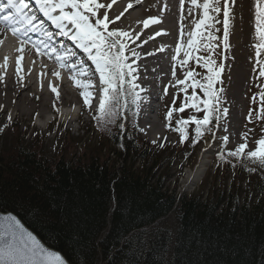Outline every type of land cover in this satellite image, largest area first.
Here are the masks:
<instances>
[{
  "label": "trees",
  "instance_id": "obj_1",
  "mask_svg": "<svg viewBox=\"0 0 264 264\" xmlns=\"http://www.w3.org/2000/svg\"><path fill=\"white\" fill-rule=\"evenodd\" d=\"M119 121L92 156L0 145V212L70 264H264V172L230 163L224 181L179 194L174 150L142 139L134 117L126 131Z\"/></svg>",
  "mask_w": 264,
  "mask_h": 264
},
{
  "label": "snow or ice",
  "instance_id": "obj_2",
  "mask_svg": "<svg viewBox=\"0 0 264 264\" xmlns=\"http://www.w3.org/2000/svg\"><path fill=\"white\" fill-rule=\"evenodd\" d=\"M116 2L117 0L109 3L104 0H35L36 8L32 9L28 0H0V46L4 44L7 33L16 38L15 51L18 55L15 57L14 71L18 81L25 78L21 62L26 59V50H33L36 55L55 60L60 68L67 69L72 74L75 85L83 89L80 95L89 110L92 109L94 94L99 93L97 114L93 117L98 127L127 119L125 113L130 104L135 109L133 116H139L142 102H148L147 95L142 93L149 91L142 86V82H138L141 81L139 61L146 56H154L157 52L162 53L168 47L161 44L151 51L143 50V46L149 41L167 33L154 29V34L141 40L144 35L142 29L122 28L116 23L125 12L133 8V3H128L119 15L110 18L109 11ZM134 2L142 4V0ZM236 2L237 0H179V42L171 55V79L162 89L164 96L169 94V88L173 89V106L166 113L167 126L172 127L174 113H184L186 109L202 113L200 118L192 114L187 119L175 120L176 127L173 130L180 133L181 142L189 140L190 125L195 126L194 137L190 141L193 145L199 143L206 134H210L215 141L216 130L220 128L225 133L228 131L226 121L229 108L226 106L223 74L232 48L230 35ZM254 8L255 42L251 47L255 53L253 72L257 74L254 76L256 91L250 97L252 107H249L246 115L250 124L264 122V0H255ZM167 9L165 2L159 15L149 16L138 24H142L143 29L160 25L163 12ZM41 14L57 32L49 29ZM186 20H189L188 25L184 23ZM33 33L42 38L33 39ZM57 37L67 38L86 54L87 60L95 66L92 73L85 67V59L74 49L63 44L57 46ZM138 48L142 51H138ZM190 61H194V64H190ZM197 66L206 71H196ZM9 67L10 57L6 55L0 62V83L4 82ZM178 68L181 69V76L177 75ZM95 74H98V88L92 79ZM54 75L60 77L61 73L56 71ZM51 90L59 99L58 88L52 86ZM179 93L184 94L183 102L176 106ZM8 120L11 121V115ZM7 126L4 125V128ZM117 126L121 130L125 129L123 122ZM4 128H0V133ZM245 128L246 131L240 134L242 142L234 149L219 151V160L231 163L233 168L236 165L232 161L251 163L255 167L248 168L249 172H264V135L255 139L250 148L249 134L253 129L247 125ZM139 131L145 133L146 129L139 128ZM261 131L264 132V127ZM219 140L226 148L229 136L225 134ZM152 143L157 141L153 140ZM160 146L163 147V144ZM0 264H69V261L59 251L46 247L15 215L9 213L0 215Z\"/></svg>",
  "mask_w": 264,
  "mask_h": 264
},
{
  "label": "rangeland",
  "instance_id": "obj_3",
  "mask_svg": "<svg viewBox=\"0 0 264 264\" xmlns=\"http://www.w3.org/2000/svg\"><path fill=\"white\" fill-rule=\"evenodd\" d=\"M105 1V0H104ZM254 2L255 0H237L236 5L233 8L234 19L232 21V30L230 35V43L232 45L231 51L228 53L230 59L227 62V67L223 74L224 84L223 87L225 88L226 92L228 90L226 80L227 77H231L232 67L228 68V66L234 62L232 57L238 58L239 57V49L243 50L245 46V42L251 41L252 44L255 42L254 40ZM242 5V13L240 12ZM149 14L153 12V6H150L148 9ZM118 24V23H117ZM111 27V26H110ZM220 27V25H217ZM242 29V33L236 34L235 32L238 31L237 29ZM252 34V40H251ZM219 35V33H218ZM241 36V38H239ZM251 43H249L250 45ZM251 44V45H252ZM247 47V46H245ZM251 55H250V65L247 67L245 72H243V76L240 78L238 87H242L243 82L247 79L249 82V88L246 96V105H245V112H244V120L241 127V131L238 134L236 139H230L225 148V146L220 142L219 137L227 134L224 132L223 128L216 130V137L215 141L212 140L210 134H206L205 137L197 143V147L195 149H190L185 145L193 144L192 141L194 137V125L189 126V140L181 142L180 133L174 131L173 129L176 127L175 120L179 118L187 119L188 116L195 114L198 118L202 117V113H195L193 109H186L184 113H174L176 118L173 120V126L169 128L166 124V113L167 111L173 106L172 99H173V91L169 90V94L164 96L161 94L158 105H159V114L158 119L160 125L164 128V134L160 138H154L157 143H152L153 139L149 137L148 134L143 133V138L150 144L154 146H160L161 144L166 143L172 151L171 153L166 154L167 165L171 167L170 173L173 175L172 183L176 184L179 194L187 193L191 194L194 192H199L202 190L204 185L207 187V183L210 182L212 178L218 176L217 179L220 181H224L225 176L227 175V168L226 165L230 164L227 162H222L219 160L218 153L221 150H231L234 149L240 142L241 133L246 131L245 125L248 128H252L253 132L249 134V147L253 146V141L258 139L261 135H264V132L261 131V128L264 127V122H257L255 124H250L246 118L247 111L250 105V97L256 91L254 87V76L257 73L253 72L254 67V49L251 47ZM243 52V51H242ZM242 52L240 56L242 55ZM264 55V54H262ZM242 59V58H241ZM241 62V60H240ZM190 64H194V61H190ZM246 64V63H245ZM196 71L204 72L206 70L196 67ZM181 72V69H180ZM233 72H235L233 70ZM239 72V71H238ZM181 76V73L180 75ZM199 78V77H198ZM145 82V81H143ZM200 90H197L199 94ZM225 92V97H226ZM191 93V89H189V94ZM183 93H179L178 97L176 98V106H179L183 100ZM81 108L82 113L77 116H72L69 114L68 109L70 108H60L59 106H55V110L53 113L51 112L50 108L45 110V114L43 118L39 117V111L33 113L30 117L20 116L19 113L14 112L13 110H6L3 111L0 109V128H4V125H8L4 128L3 132L0 133V145L5 147V150H12L13 145L19 144V146L23 145V147L33 148L38 147L41 149L42 153L47 158H55L58 156H66L69 158H77L86 153L90 156L95 155L96 152H90L88 149L89 147H93L94 150L98 147L105 146L109 139L105 138L106 134L109 135L110 132H113L114 126L116 124H110L106 127H98L96 120L93 118L96 113V108L92 106V109L89 110L83 103V97L79 94L78 96V107ZM73 109V108H72ZM76 111V110H75ZM84 113V115H83ZM11 115V121L8 120V116ZM131 118L125 120H120L119 123L123 122L125 124V129L129 127V123H131ZM118 122V121H117ZM118 123V124H119ZM138 130L139 128H143V123L139 118L137 123ZM226 126L228 129V121H226ZM118 128V126H117ZM120 131L121 129L118 128ZM121 130V131H123ZM115 131V130H114ZM165 137L167 139H165ZM205 141H208L206 144ZM213 145L212 152L209 156L210 166L205 177L198 183L189 185L187 182V172L193 171L199 163V157L203 150L207 149L208 146ZM120 148V146L118 147ZM164 150V149H163ZM105 152V150H104ZM86 154V155H87ZM232 163H236V165H240L239 161H232ZM218 164H221L219 167ZM237 167V166H236ZM240 168V167H237ZM230 177V176H229ZM228 177V180L230 179ZM205 188V187H204Z\"/></svg>",
  "mask_w": 264,
  "mask_h": 264
},
{
  "label": "bare ground",
  "instance_id": "obj_4",
  "mask_svg": "<svg viewBox=\"0 0 264 264\" xmlns=\"http://www.w3.org/2000/svg\"><path fill=\"white\" fill-rule=\"evenodd\" d=\"M124 1L130 2L131 0H117L114 5ZM108 2H111V0H108ZM239 5L241 6V9L240 12H237L238 14L242 13L241 3H239ZM147 9L145 3L133 5V8L129 9L128 12H125L124 14L129 20L123 18L122 21L120 20L121 22L118 21V26L126 21L128 22V28L130 27L137 30L142 29L144 35L141 37V40L145 39L146 36L149 35L151 28L143 29L142 24H138V22L146 18ZM120 12L122 11L119 9L115 10L114 8L109 12V16L110 18H113L115 15H119ZM237 30L238 31L235 32L236 34L239 32L242 33L240 27ZM239 38H241V36ZM240 40H242V38ZM137 43L139 44L140 42L138 41ZM245 43V46L247 47L244 46L243 50L239 49V57L235 58L234 62L228 66V68L232 67V72L231 77H227L226 80L227 85L230 83L226 92V106L229 108V117L227 119L228 136L233 140L237 138L241 131L244 120L246 96L249 88V82L247 79L243 82L241 88L238 87L240 78L244 75L242 70L245 72L247 63V67L250 65L249 59L252 52L251 46L249 45L250 41ZM154 45V40L149 41L147 45L143 46V50L151 51L154 49ZM15 47L16 45L14 46V50ZM174 48L173 45L170 47L171 50H174ZM137 50L142 51L140 48ZM241 52L242 55L240 56ZM6 55L10 57V67L4 82L0 83V109L3 111H6L7 109L13 110L14 112L19 113L20 116L24 117H30L33 113L39 111V117L43 118L46 109L50 108L53 113L55 106H59L60 108L78 106V93L83 89L75 85V81L72 79V74L67 69L60 68L55 60L43 55L38 56L33 50H26V59L21 62L25 78L23 81H18L14 71L15 57L18 53H0V62L3 61V58ZM39 58H41L44 63H42ZM32 61L35 63L33 64ZM85 61V67L90 73H92L91 62L87 59H85ZM139 63L141 65L140 72H143L147 76V84L143 87L149 89L146 94L142 93V95H147L148 102H142L140 119L143 123V128L146 129V134L154 140V138H160L164 134V128L158 121V91L163 89L167 84V79H171V75L170 72L167 73V77L161 75L163 71L159 69L161 65L159 64L157 53L154 56L144 57L142 62ZM233 70L235 72H233ZM29 71L30 74H28ZM56 71L61 73L60 77L54 75ZM41 73H43V75H41ZM157 75H159L158 78ZM92 79H94V75L92 76ZM52 86L58 88V91L60 92L59 99H57L56 93L51 90ZM71 113L73 116L74 112L72 111ZM212 148L213 145H210L206 150H203L200 154L199 163L196 168L193 171L187 172L186 178L189 185H194L205 177L210 166L209 156L212 152Z\"/></svg>",
  "mask_w": 264,
  "mask_h": 264
},
{
  "label": "water",
  "instance_id": "obj_5",
  "mask_svg": "<svg viewBox=\"0 0 264 264\" xmlns=\"http://www.w3.org/2000/svg\"><path fill=\"white\" fill-rule=\"evenodd\" d=\"M6 214H9V213H1L0 212V215H6ZM10 214H12V215H15V214H13V213H10ZM16 216V215H15ZM19 220H20V218L18 217V216H16ZM21 221V220H20ZM21 223L25 226V224L21 221ZM29 231H31L27 226H25ZM32 233H33V235H35L36 237H37V239H39L40 241H41V243H43V241L33 232V231H31ZM46 247H48L45 243H43ZM51 249V248H50ZM52 250H54V249H52ZM56 251V250H55ZM70 264V263H69Z\"/></svg>",
  "mask_w": 264,
  "mask_h": 264
}]
</instances>
